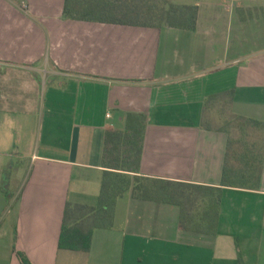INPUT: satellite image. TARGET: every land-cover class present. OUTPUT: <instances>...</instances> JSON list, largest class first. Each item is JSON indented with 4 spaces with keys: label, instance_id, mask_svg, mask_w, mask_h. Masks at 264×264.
Here are the masks:
<instances>
[{
    "label": "crops",
    "instance_id": "1",
    "mask_svg": "<svg viewBox=\"0 0 264 264\" xmlns=\"http://www.w3.org/2000/svg\"><path fill=\"white\" fill-rule=\"evenodd\" d=\"M169 2L197 6L194 29L70 20L64 0H0L12 90L0 91V108L38 113L47 143L28 156L8 211L0 191V264H21L16 251L32 264H237L239 254L264 264V162L257 189L222 188L215 235L184 230L179 207L127 191L88 252L58 247L66 203H97L104 133L122 130L127 113L146 118L141 175L211 187L235 132L223 117L264 122V0Z\"/></svg>",
    "mask_w": 264,
    "mask_h": 264
},
{
    "label": "trees",
    "instance_id": "2",
    "mask_svg": "<svg viewBox=\"0 0 264 264\" xmlns=\"http://www.w3.org/2000/svg\"><path fill=\"white\" fill-rule=\"evenodd\" d=\"M63 16L78 21L148 27L167 25L192 30L196 25L197 6L173 4L169 0H64ZM217 96L210 95L207 106ZM145 120L141 113H127L122 130L105 131L97 203H66L58 240L60 249L88 252L94 229L112 227L116 201L127 191L137 199L179 207V224L184 230L215 235L222 188L259 187L264 162V122L231 115L230 121L238 122L239 135L228 140L221 186L211 187L139 173ZM249 134H258L260 138L249 140ZM16 254L21 264H32L24 253L16 251ZM237 264H247L240 254Z\"/></svg>",
    "mask_w": 264,
    "mask_h": 264
},
{
    "label": "rangeland",
    "instance_id": "3",
    "mask_svg": "<svg viewBox=\"0 0 264 264\" xmlns=\"http://www.w3.org/2000/svg\"><path fill=\"white\" fill-rule=\"evenodd\" d=\"M164 15L166 16V14ZM154 20L158 22V19ZM3 73L4 70L0 68V91L3 94H10L12 90L7 86L6 82H8V80L2 76ZM37 80L39 85L38 99L40 100L41 95H44L46 84L45 79L41 85V79ZM2 101L5 102L6 99ZM218 107H220V105L217 103L211 107L208 113L210 116L208 118H210V120L213 121L211 115L216 112L221 113V111H217ZM39 117L41 118L38 113L30 114L20 109L0 108V191L2 190L5 194L7 211L19 187L27 177L29 167L28 156H30L33 151L36 152L39 150V148L43 150V147L47 144L44 138L45 131H43V136L41 135L40 141L42 126L40 125L41 120ZM230 120L231 116L223 117L221 123L223 124L225 121L231 124L233 122L231 128L235 130V132L232 134L231 138L234 140L239 135V131L236 130L238 122H236V120ZM230 124L223 125L225 128H229ZM259 138L258 134L248 135L249 140H257ZM7 211L5 213H7Z\"/></svg>",
    "mask_w": 264,
    "mask_h": 264
}]
</instances>
